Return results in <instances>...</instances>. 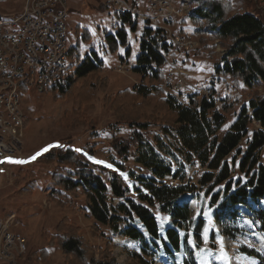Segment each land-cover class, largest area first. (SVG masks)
I'll list each match as a JSON object with an SVG mask.
<instances>
[{"label": "rangeland", "instance_id": "1", "mask_svg": "<svg viewBox=\"0 0 264 264\" xmlns=\"http://www.w3.org/2000/svg\"><path fill=\"white\" fill-rule=\"evenodd\" d=\"M26 1L0 0V17L15 18L23 10ZM145 1H131L130 9L135 12H131L132 16H129L137 20L136 29L132 32L127 27L121 26L116 17L118 15L114 14L112 8L104 6L101 0L67 1V6L71 8H68L66 21L69 34L68 47L78 43L82 58L95 55L103 67L100 78L106 79L109 83L106 92L98 93L95 101L85 108L84 112L74 113L80 100L86 98L84 93L79 94V98L72 95L68 99L61 100L52 98L50 94L34 91L27 95L23 94V91L20 93L24 115L21 117L23 130L19 146L18 144L16 146L17 155L12 161H25V163L9 162L7 173L0 185V219L5 220L13 215L14 223L11 231L25 240L27 252L20 264H33L32 255L42 249H46L52 264H64V257L55 244L47 243L44 239V234H54L57 224L64 218L75 224L80 234L93 247L102 249L107 246L111 249L116 264L130 263L135 254L142 256L150 264H258L255 257L248 255L250 251L264 258V233L259 230V224L252 213L263 209L264 203L256 204L249 200L245 205L231 206L225 203L224 184L216 187H212L211 183L205 186L199 184L203 174L211 172L199 165L182 163L180 167L171 160L173 170H179V176H184V179L162 181L164 185L170 187L185 186L186 188V192L178 202L188 206L191 221L182 224L183 230L174 226V221L169 217L158 213L156 207L149 208L158 219L163 240H165L163 231L168 227L175 229L180 238H185V243L181 244L178 252L167 251L165 246H169L168 243L151 241L142 226L135 224L134 221L128 220L126 224L120 226L117 234H111L108 227L95 223L87 210H80L81 199L78 201L72 199L70 205L62 207L56 204L52 197L51 191L55 190V185L51 177L55 174L56 167L54 164L45 165L42 157L54 149H69L104 182H107L112 174L118 175L122 184L130 188L129 198L140 203L135 188L142 189L135 177L150 178L151 176L136 162L137 150L134 145L124 157L117 156L115 152V146L129 141L134 131L131 125L121 122L120 119L137 117L136 114L133 117V111L122 112L114 109L112 100L120 92L130 91L141 85L148 88L152 86L156 90L158 94L153 93L155 100L137 120L139 124L143 122L149 126L148 131L144 133V139L151 145H154L155 139L159 138L172 148L177 144L169 132L174 126V120L170 112L161 107L163 105L160 102L164 101V97H173L178 104L185 105L187 97L198 96L199 99L214 101L217 111H220L222 100L231 98L233 102L234 98H238L237 105L234 106L232 103L231 111L224 116L225 123L216 135L220 139L236 119L239 101L242 100V103L246 104L248 99L262 95V86L248 90L241 85H233L227 78L216 75L215 67L220 65L225 53L223 44L210 32L204 33L202 35L204 39L201 40V30L205 27V22L192 21L190 13L181 14L180 11V9L186 11L184 5L188 6L189 11L193 10L196 8L195 4H190L188 0H169L174 6V12L177 13L173 15L175 24L170 27L171 36H181L196 43V48L192 51L174 52L171 48V39L167 37L166 32L161 31V24L145 22L146 15H153L147 10ZM226 1L230 4L232 15L252 13L264 23V0ZM130 9L116 8L115 12L119 14L122 10L131 11ZM120 28L125 30V46L111 53L105 37L111 35L118 42L115 34ZM146 29L151 30L152 33L145 36ZM86 32L89 34V42L85 44L81 34ZM156 32L158 37H154ZM144 36L145 41L160 39L170 46L168 53L163 56L165 65L160 70L162 79L159 82L150 83L148 79L143 80L140 75L132 71L140 52V40ZM81 84L80 82L79 86L82 87L78 88L81 91L87 90L88 86ZM208 93L210 95H204ZM129 113L131 117L128 116ZM77 120H82V123L77 125ZM161 125L168 126V130L165 132ZM253 129L258 130L260 127L254 123ZM246 140L244 139L240 145L243 149L246 147ZM56 144L62 147L49 148L35 160L31 159L45 147ZM77 148L82 152H76ZM84 153H87V156ZM89 156L104 163H94L88 158ZM176 156L178 163L183 162L181 155L176 154ZM232 156L234 155L227 159L229 164ZM239 158L236 157V166H232L231 179L235 183L240 182L242 186L248 177L245 172H240L237 168ZM258 160L259 164L264 162L263 151L258 153ZM107 164H111L112 168L106 167ZM118 167H122L124 171L119 172ZM129 176L134 177L129 178ZM32 183L34 188L31 195L20 194ZM217 196L218 200L213 203L214 197ZM112 200L111 202L108 199L107 204L116 206L123 202L119 199ZM128 228L141 232L143 239L134 241L127 237ZM196 229L199 233H196ZM205 229H208L207 244L204 243ZM105 233L108 235L106 238ZM220 241L223 243V251ZM225 256L226 259L222 258ZM0 264L5 263L0 262Z\"/></svg>", "mask_w": 264, "mask_h": 264}, {"label": "trees", "instance_id": "2", "mask_svg": "<svg viewBox=\"0 0 264 264\" xmlns=\"http://www.w3.org/2000/svg\"><path fill=\"white\" fill-rule=\"evenodd\" d=\"M188 1L196 5L193 10L188 9L190 19L205 22V27L201 30V40L204 39L202 36L204 33L210 32L223 44L225 53L220 65L215 67L216 75L227 78L233 85H241L248 90H254L258 86L263 87L262 95L248 99L246 104L242 103V100L239 101L238 115L222 138L218 139L216 135L225 123L224 116L231 111L232 103L234 106L237 105L238 98H234L233 102L231 98L222 100L220 111H217L212 100L189 96L187 103L181 105L175 98L166 96L160 104L170 112L174 120V126L169 132L177 144L172 148L156 138L154 145H151L144 139V133L148 131L149 126L143 122L139 124L137 119L141 118L146 108L153 103L155 100L153 93L157 92L152 86L148 88L141 85L130 91L118 93L112 100L115 110L133 111V117L135 114L137 116L136 119H120L121 122L131 125L134 131L129 141L115 146V152L117 156L124 157L134 145L137 150L136 162L151 176L150 178L135 177L142 189L135 188L140 203L129 198L130 188L122 184L118 175L112 174L107 182H104L69 149H54L42 157L45 165L54 164L56 167V172L54 171L55 174L51 177L55 185V190H52L51 194L56 204L65 207L70 205L72 199L77 201L81 199L80 210H87L95 223L108 227L111 234H117L120 226L126 224L128 220L134 221L135 224L142 226L151 241L168 243L169 246H165V249L175 252L180 250L185 238H180L175 229L168 227L163 231L165 236L163 240L158 219L149 210L156 207L157 212L173 220L174 226L179 230H183L182 224L191 221L188 206L178 202L186 192L185 186L170 187L162 182L184 179V176H179V170H173L171 160L180 167L182 163H190L211 171L203 174L199 184L205 186L211 183L212 187L224 184L225 203L231 206L245 205L248 200L256 204L264 203V162L261 164L258 162V153L263 151L264 154V23L252 13L232 15L230 4L226 0ZM116 17L122 27H127L131 32L135 31L136 19L126 13ZM124 31L122 28L116 31L118 42L111 35L105 37L111 53L125 46ZM145 32V36L152 33L149 29ZM81 35L84 38L83 43L89 42L88 32ZM145 36L140 40V52L132 71L140 75L141 79H148L150 83L159 82L162 79L160 70L165 65L163 56L168 53L170 46L160 39L145 41ZM154 37H158V32ZM102 72L101 61L95 55L82 58L77 43L67 49L65 81L60 85L52 86L44 93L59 100L68 99L72 95L79 98V94L84 93L86 98L81 99L78 108L74 110L75 114L79 112L81 114L95 101L98 93L106 92L109 83L106 79L100 78ZM80 82L81 85L88 86L87 90L81 91ZM128 116L131 117V113ZM76 123L79 125L82 120H77ZM254 123L258 124L260 129H253ZM161 126L165 132L168 130V126ZM244 139H247L245 149L240 146ZM176 154L182 156L183 162L178 163ZM231 155L234 156L231 157L229 164L227 159ZM236 157H240L237 161L238 170L245 172L248 177L242 186L240 182L235 183L231 179L232 166H236ZM118 169L119 172L124 171L122 167ZM250 172L252 173L249 174ZM133 177L129 176V178ZM33 188L32 183L20 194L29 195ZM214 198L213 203L218 200V196ZM108 199L111 202L112 199L123 202L113 206L107 204ZM252 213L259 224V230L264 233V208ZM196 233H199L198 229ZM104 236L108 237L106 233ZM126 236L134 241L143 239L142 233L135 229L128 228ZM44 239L47 243L55 244L64 257V264H116L111 249L107 246L102 249L93 247L80 234L78 227L67 218L57 224L54 234H44ZM248 255L255 257L258 264H264V258L255 252L250 251ZM32 262L52 264L46 249L33 254ZM128 264L150 263L135 254Z\"/></svg>", "mask_w": 264, "mask_h": 264}, {"label": "built area", "instance_id": "3", "mask_svg": "<svg viewBox=\"0 0 264 264\" xmlns=\"http://www.w3.org/2000/svg\"><path fill=\"white\" fill-rule=\"evenodd\" d=\"M131 1L101 0L104 6L113 10L130 9ZM145 2L148 11L153 14L146 15V23L161 24V31L166 32L167 37L171 39L174 52H189L196 48V43L192 40L171 36L170 27L175 24L173 15L177 13L174 12L170 1ZM67 17V0H27L22 12L15 18L0 17V99L4 98V95H11L9 119H2L0 115V185L7 173L9 158L13 160L17 155L5 149L4 138H12V122L24 117L22 104L14 103L12 86L23 84V94L27 95L31 91L36 93L37 88H45L47 91L48 81H55V86L65 81L66 69L50 68V60H63V46L68 41ZM35 65H42V72H35ZM30 75H38V86L30 85ZM17 144L19 146V143ZM13 223L14 220L10 225ZM1 229L3 225L0 219V231ZM26 252L25 240L11 232L7 246L0 249V262L2 259H10L13 264H20Z\"/></svg>", "mask_w": 264, "mask_h": 264}, {"label": "bare ground", "instance_id": "4", "mask_svg": "<svg viewBox=\"0 0 264 264\" xmlns=\"http://www.w3.org/2000/svg\"><path fill=\"white\" fill-rule=\"evenodd\" d=\"M160 1H169V0H160ZM185 10L186 11L184 12L183 9H180L181 14H185V13L188 14V10L186 8ZM122 11L121 13L117 14L114 10V14L120 15L122 13H126L132 16L131 11H128V10H122ZM67 49H68V41H66L63 46V60H50V68L66 69ZM35 72H42V65H35ZM30 85L38 86V75H30ZM52 86H55V81H48L47 89L51 88ZM22 91H23V84H16L12 86V96L14 97L15 104H21L20 93ZM45 91H46L45 88H37L38 93L44 94ZM10 103H11V95H4V98L0 99V115H2V119H9ZM22 130H23L22 120L21 118H18L16 122H12V138L13 139L4 138L5 149L9 150V152L12 154H15L17 143H19L22 138ZM15 141L17 143H15ZM12 220H14L13 215L8 216L5 220L1 219V225H3V229H1L0 231V249L1 247L7 246L9 235L12 232L11 227L13 225H10L12 224ZM2 263L13 264V261H11L10 259H2Z\"/></svg>", "mask_w": 264, "mask_h": 264}, {"label": "snow or ice", "instance_id": "5", "mask_svg": "<svg viewBox=\"0 0 264 264\" xmlns=\"http://www.w3.org/2000/svg\"><path fill=\"white\" fill-rule=\"evenodd\" d=\"M52 147H62V145H59V144H56V145H49L47 147H45L44 149L41 150V152H37L31 159L32 160H35L38 156H40L42 153L44 152H47L49 150V148H52ZM76 152H82L81 149L77 148L75 149ZM84 155L87 156V153H84ZM90 160H93L94 163H98V164H103L104 162L103 161H98V160H94L92 157H88ZM8 162H14V163H25V161H12L11 158H9ZM106 167L108 168H112V165L111 164H107L105 165ZM115 170V169H114ZM121 175H124L123 173H121ZM127 177L125 176V179ZM207 232H208V229H205V237H204V243L207 244L208 243V238H207ZM189 243H192L191 241H189ZM221 243V251H223V243L222 241H220ZM195 246V245H194ZM201 251H203V249H201ZM224 259H226V256L225 257H222Z\"/></svg>", "mask_w": 264, "mask_h": 264}, {"label": "crops", "instance_id": "6", "mask_svg": "<svg viewBox=\"0 0 264 264\" xmlns=\"http://www.w3.org/2000/svg\"><path fill=\"white\" fill-rule=\"evenodd\" d=\"M74 2H75V0H73ZM68 8H70V7H68ZM23 9V8H22ZM71 9V8H70ZM22 12V11H21Z\"/></svg>", "mask_w": 264, "mask_h": 264}]
</instances>
